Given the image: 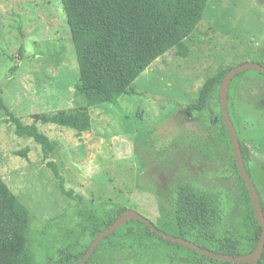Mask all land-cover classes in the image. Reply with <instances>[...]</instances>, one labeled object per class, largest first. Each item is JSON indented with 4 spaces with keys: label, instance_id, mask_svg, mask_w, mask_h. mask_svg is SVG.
Listing matches in <instances>:
<instances>
[{
    "label": "rangeland",
    "instance_id": "obj_1",
    "mask_svg": "<svg viewBox=\"0 0 264 264\" xmlns=\"http://www.w3.org/2000/svg\"><path fill=\"white\" fill-rule=\"evenodd\" d=\"M186 43L188 57L172 49L157 59L132 84L136 94L117 105L91 108L92 129L78 134L33 118L84 105L76 90L79 69L62 1L0 0V97L53 145L45 157L34 140L17 136L0 108V177L36 219L33 239L42 245L33 249L36 264H46L64 246L57 231L40 238L41 224L66 216L78 203L62 193L49 163L58 166L67 191L96 208L111 203L133 209L164 232L175 225L172 175L183 165L214 175L213 162H204L189 146L205 133L186 107L197 103L201 88L220 68L263 59L264 0H209ZM234 112L264 202V97L257 104L237 101ZM194 155H199L196 163ZM217 179L232 185L225 176ZM70 216L65 224L73 231Z\"/></svg>",
    "mask_w": 264,
    "mask_h": 264
},
{
    "label": "trees",
    "instance_id": "obj_2",
    "mask_svg": "<svg viewBox=\"0 0 264 264\" xmlns=\"http://www.w3.org/2000/svg\"><path fill=\"white\" fill-rule=\"evenodd\" d=\"M61 1L77 57L79 81L76 90L84 97V105L55 114H36L33 118L44 124L73 129L78 134L92 129L91 108L104 104L117 105L123 97L136 94L132 84L157 59L172 49H176L179 56L188 57L190 49L186 39L197 29L209 2ZM258 63L264 66V57ZM233 68H220L201 88L197 103L186 107L190 118L197 121L205 133L203 140L189 146L205 158L204 162H213L216 171L208 178L207 172H198L196 168L189 170L187 165H183L172 175L170 180H175L171 196L175 225L165 228V232L215 254L239 257L257 248L262 228L254 213L250 191L239 174L221 111V84L226 73ZM263 97L264 74L261 72H243L230 84V117L239 137L245 167L256 186L264 212V202L250 170L251 151L239 135L234 112L235 102L257 104ZM0 108L15 124L17 136L34 140L45 157L53 153L48 136L35 124H23L9 111L1 97ZM199 155L191 157V161L196 163ZM48 166L59 180L62 193L78 203L66 216L41 224L37 233L40 238L54 230L64 243L56 257L46 264H80L96 237L130 209L111 203L98 208L92 206L82 196L66 190L65 178L55 163ZM222 176L230 179V187V183L225 186L220 184L217 178ZM70 215H74L73 231L65 224L71 221ZM35 222L34 216L0 177V264H36L33 249L42 245L33 239ZM101 262L235 264L211 259L190 247L168 241L138 220L129 221L104 238L86 264ZM256 264H264V251Z\"/></svg>",
    "mask_w": 264,
    "mask_h": 264
},
{
    "label": "water",
    "instance_id": "obj_3",
    "mask_svg": "<svg viewBox=\"0 0 264 264\" xmlns=\"http://www.w3.org/2000/svg\"><path fill=\"white\" fill-rule=\"evenodd\" d=\"M258 71L264 74V66L259 64L258 62H249V63H243L237 67H234L233 69L229 70L226 75L223 78L221 88H220V105H221V111H222V116L223 120L226 126V129L229 133L230 140L232 143V149H233V154L236 160V165L238 167L239 174L243 181L246 183L249 191H250V196L252 200V204L254 207V213L257 217V220L259 222L260 227L262 228V234L260 241L258 243L257 248L250 254L245 255V256H239V257H234V256H228V255H220V254H215L213 252H210L208 250L202 249L199 246L189 243L179 237H175L173 235L167 234L163 230L159 229L158 227L155 226V224L149 220L148 218L144 217L140 213H138L135 210H127L110 228L107 230L103 231L100 235L96 237V239L92 242L90 245L83 261L80 264H86L87 260L91 256V254L94 252L98 244L106 237L110 236L113 234L115 231L120 229L122 226L127 224L131 220H138L142 223H144L146 226H148L155 234H157L160 237L165 238L168 241L175 242V243H180L182 245H185L187 247H190L200 254H203L211 259L221 261V262H231L235 264H244V263H249V264H256L259 262L262 258L263 251H264V212L261 208L260 204V197L259 194L256 190V186L248 173L245 163L243 160L242 156V149H241V144L239 141V137L237 134V131L234 127V124L232 122V119L230 117L229 109H228V92H229V87L232 82V80L239 74L246 72V71Z\"/></svg>",
    "mask_w": 264,
    "mask_h": 264
}]
</instances>
